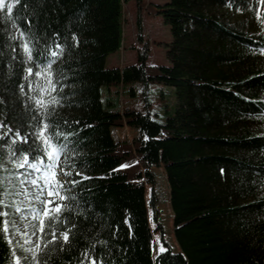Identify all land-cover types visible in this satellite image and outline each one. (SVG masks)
Returning a JSON list of instances; mask_svg holds the SVG:
<instances>
[{"label": "trees", "instance_id": "trees-1", "mask_svg": "<svg viewBox=\"0 0 264 264\" xmlns=\"http://www.w3.org/2000/svg\"><path fill=\"white\" fill-rule=\"evenodd\" d=\"M126 2L17 0L13 13L0 9V118L22 134L28 123L37 122L31 119L36 108L29 98L41 93L30 91L24 79L30 65L22 63V49L14 53L13 48L36 37L48 45H65L52 65L56 91L51 95L60 104L51 119L73 134L61 137L68 158L61 157L70 182L80 183L65 185L76 199L65 213L67 223L54 225L58 234L70 229V241L63 248L62 240L48 247L40 241L41 264H264V54L259 51L264 24L252 0L156 4L171 29L169 64L148 63L150 45L141 32L137 63L108 67L107 57L121 50ZM142 2L137 0L140 8ZM137 19L142 28L141 14ZM20 30L28 35L21 38ZM32 79L34 87L43 81ZM149 80L175 88L172 116L160 120L125 103L105 107L103 87L122 90L127 83ZM125 125L138 130L132 143H118L112 135L113 127ZM8 143L0 141V162L9 157ZM129 155L139 161L132 174L119 171ZM161 166L168 169L174 190L181 251L174 252L164 241L168 251L153 261L143 218L133 211L140 203L134 193L146 184L154 186L152 169ZM5 190L3 179L0 199L10 205ZM155 201L153 194L156 219ZM8 208L0 206V211ZM6 235L0 231V264H11L13 251L26 256Z\"/></svg>", "mask_w": 264, "mask_h": 264}, {"label": "rangeland", "instance_id": "rangeland-1", "mask_svg": "<svg viewBox=\"0 0 264 264\" xmlns=\"http://www.w3.org/2000/svg\"><path fill=\"white\" fill-rule=\"evenodd\" d=\"M168 1L169 0H143L141 8L138 6L137 0H127L126 2V9L124 10V14H126L127 17L126 22L130 21L135 23L138 15H142L144 31L143 38L150 41V51L148 54L149 64H169V60L166 57V48L167 44L172 41L171 29L170 25L164 21L162 14L157 12L158 8L156 7V4L164 5ZM11 2H13V0H5V3ZM149 3H152V6L148 7ZM125 26L126 29H124L123 37L125 41L123 45L125 48L123 51L118 49L107 57L106 65L108 67H120L121 65L127 66L137 63L138 51L142 48V45H139L138 42L137 44H133L130 24ZM154 73L155 70H152V75ZM124 87L125 88L121 90L120 86H110L113 91L119 89L118 91L121 95L122 101L125 102L127 107H133L145 112L149 111L153 116L160 120H165L168 116H172L175 113L177 98L174 87L160 84L154 80H149L148 84L144 82H131L127 83ZM132 88L135 89V94L131 92ZM104 104L106 108H109L106 101H104ZM0 125H3V128H0V133H7L6 137L13 139L17 130L5 123L3 118H0ZM9 129L11 131H9ZM137 131L138 130L135 128L130 129L125 126H118L112 128V135L118 143H132L138 136ZM124 150L126 149L123 147L120 148L119 151L123 152ZM60 163L63 167L62 157L60 158ZM138 165V159L135 156L129 155L124 164L125 167H119V171H126L132 174L139 168ZM0 166H2L0 167V172L2 173L0 178L4 179L6 183L9 204L18 206L21 209V212H16L14 207H9L6 210L11 214L10 218L14 220L16 225L15 229L9 228L7 238L12 241V244L15 245L16 248L21 249L20 245H23L24 250L21 251L28 256L31 253L28 249L31 248L32 250H35V245H40V241L38 240L40 233L37 232L36 235H33V230L29 227L30 224L37 223L31 215H28L29 209L27 205L29 203H35L28 199V193L31 191V186L27 181H24V183L20 182L21 180H24L23 175L19 177L10 175L11 173H17L18 170L20 173L25 172H21L22 169L16 168L9 157L5 156L3 161L0 162ZM4 168H6L7 171H4ZM59 169L60 167L56 170L58 171ZM64 170L68 173L66 169ZM152 171L155 175V185L152 186L146 184L142 190L134 193V198L139 199L140 203L133 207V211L136 215H141L143 218L142 225L152 244L150 257L154 261L159 252L160 244L164 245V241L174 252L181 251V247L175 233L177 214L173 202L174 190L172 182L168 180V169L161 166L154 167ZM68 175L61 172L58 174V179L68 183ZM8 179L12 181L11 185L7 183ZM153 194L156 197V219L154 218V210L151 207V198ZM56 202L61 203L59 200ZM37 206L39 207V205ZM21 213L24 214L23 217ZM25 232L27 233V236L23 235ZM57 235H59L58 232ZM21 264H23V260H21Z\"/></svg>", "mask_w": 264, "mask_h": 264}, {"label": "snow or ice", "instance_id": "snow-or-ice-1", "mask_svg": "<svg viewBox=\"0 0 264 264\" xmlns=\"http://www.w3.org/2000/svg\"><path fill=\"white\" fill-rule=\"evenodd\" d=\"M17 0H13L11 3H5V0H0V9H5L8 14L13 13V3ZM253 9L256 13L257 18H260L261 23L264 24V0H252ZM259 9V10H257ZM12 19L11 16L8 17ZM13 27H19L13 22ZM30 32V30H29ZM28 33L20 30V37L23 38ZM12 40H16L17 37H10ZM78 43V42H77ZM43 44V48H37V45ZM16 48L22 49L25 60L22 63L29 64L30 66L25 68L24 79L27 80L30 91L35 92L37 89L41 95L32 96L29 99L34 102L36 108V115H33L31 119L37 121L36 123H28L26 131L21 133L18 129L14 138L11 139L10 143L5 140L7 133H0V141L8 143L9 159L18 169H26L25 173H11L13 176H24V180L21 183L27 181L31 186V191L28 193V199L35 203H29L27 205L29 212L34 220L37 221L35 224H30L29 227L33 230L32 234L38 236L39 241H43L45 247H48L53 242L59 243L61 240L63 243L60 247L68 244L70 241V229H65L59 232L57 235V229L54 225L57 222L63 221L67 223L68 217L65 215L68 211L73 208L72 202L75 201V196H70L67 193L71 190L65 187V182L58 179V173L56 169L60 167L61 172L68 175L60 163V158L63 155L65 160L68 158L67 149L68 145L61 140L63 137L65 140L68 136L73 135L72 133H65L61 130L60 125L53 119H51L54 107L60 104V100L56 96H52L51 93L56 91V84L53 83V69L52 65L56 60L61 57L64 52L65 45L59 43H53L48 45L41 38L36 37L35 40L29 38L28 40H21V43L13 48V52H16ZM36 48V54H33V49ZM261 54H264V48L260 50ZM16 58L15 56L13 57ZM33 77L41 78L43 81L36 84L34 87ZM62 78V77H61ZM20 90H24V86H20ZM49 97L48 100L44 99V96ZM264 119V117H262ZM3 128V125H0ZM9 131H11L9 129ZM147 138V137H146ZM4 146L0 144V147ZM26 146V148H25ZM2 167V166H0ZM122 167H125L122 165ZM4 171H7L4 168ZM223 171V170H222ZM80 175V173H77ZM82 179H89L88 177H82ZM3 183V179H0V184ZM9 185L12 184L10 179L7 180ZM72 186H78L80 181L72 180ZM6 197L8 195L7 190L3 193ZM57 200L61 203L56 202ZM66 202V203H65ZM39 205V207L37 206ZM0 206L14 207L16 212H21L20 207L15 205H6L5 199H0ZM22 217L24 216L21 213ZM11 214L7 211H0V217H4L2 225H0V231L4 234H8L9 228L15 229L16 225L14 220L10 218ZM75 227V225H72ZM50 230V231H48ZM27 236V233H23ZM50 235V239L47 237ZM7 239V235L5 236ZM159 242V241H158ZM8 243L12 241L9 239ZM21 250H24V246L20 245ZM36 250L31 248L28 251L31 252V259L27 256L21 257L16 254L15 251L11 253L12 260L11 264H21V260L25 264H41L38 258V251L40 245H35ZM168 249L160 244L159 253L167 252ZM44 264H47L45 261ZM83 264V262H82ZM91 264H95L92 260Z\"/></svg>", "mask_w": 264, "mask_h": 264}, {"label": "crops", "instance_id": "crops-1", "mask_svg": "<svg viewBox=\"0 0 264 264\" xmlns=\"http://www.w3.org/2000/svg\"><path fill=\"white\" fill-rule=\"evenodd\" d=\"M137 21L134 23L127 21L124 22V29H126L127 24H130V28H131V39L133 41V44H137V42L139 43L138 39H139V33L143 32V29L140 28L138 26V19H136ZM141 25H143V23H141ZM125 34H126V30H125ZM142 36V35H141ZM102 95H103V100L106 101V104L109 106H112L111 108H117L119 106V104H121V97L120 94L118 93V91H113L110 87H103L102 88ZM125 103V102H124ZM125 127H128L131 129V127L125 125ZM138 132V131H137ZM139 135V133H138ZM138 137V136H137Z\"/></svg>", "mask_w": 264, "mask_h": 264}, {"label": "bare ground", "instance_id": "bare-ground-1", "mask_svg": "<svg viewBox=\"0 0 264 264\" xmlns=\"http://www.w3.org/2000/svg\"><path fill=\"white\" fill-rule=\"evenodd\" d=\"M27 185V184H26Z\"/></svg>", "mask_w": 264, "mask_h": 264}]
</instances>
